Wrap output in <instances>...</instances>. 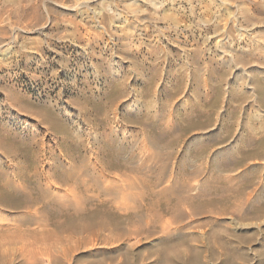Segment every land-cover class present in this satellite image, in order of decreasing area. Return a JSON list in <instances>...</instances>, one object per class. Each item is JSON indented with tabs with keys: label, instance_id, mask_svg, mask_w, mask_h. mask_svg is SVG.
Masks as SVG:
<instances>
[{
	"label": "rangeland",
	"instance_id": "rangeland-1",
	"mask_svg": "<svg viewBox=\"0 0 264 264\" xmlns=\"http://www.w3.org/2000/svg\"><path fill=\"white\" fill-rule=\"evenodd\" d=\"M244 124L264 133V0H0V171L36 154L50 170L52 153L69 171V131L160 163L137 211L62 184L30 210L0 187V264H264V159L238 158ZM176 178L206 187L180 222L161 193Z\"/></svg>",
	"mask_w": 264,
	"mask_h": 264
},
{
	"label": "bare ground",
	"instance_id": "bare-ground-1",
	"mask_svg": "<svg viewBox=\"0 0 264 264\" xmlns=\"http://www.w3.org/2000/svg\"><path fill=\"white\" fill-rule=\"evenodd\" d=\"M252 88V87H251ZM250 88V89H251ZM249 89V88H248ZM254 89V88H253ZM254 97V96H253ZM109 118V117H108ZM107 119V117H106ZM108 120V119H107ZM141 120V119H140ZM144 122V121H143ZM141 123V122H140ZM151 124V123H150ZM145 125V124H144ZM245 125V124H244ZM146 126V125H145ZM78 131V130H77ZM76 131V132H77ZM69 131V135L67 134L65 136V141H70L73 142L75 145V149L77 150V155L75 156H71V160L73 163H71V169L69 168V171L64 170V163L61 159V157L55 155L54 153H52V160H54V164L51 167L50 170H45V169H40V165H41V160L38 156V154H36L33 159H32V163L28 164L27 166H25V168H20L16 171H14L12 174V177L7 176L8 174H6L7 171L1 170L0 171V182L1 185L0 187L2 188V190L4 191L5 194H8L10 197H13L15 195L19 196L21 198V201L24 205V207L26 209H33V205H36V203H41L42 202H47L51 200V188L52 187H56L58 186V184H62V185H71V188L73 190L76 189V191H78V193H88V192H92V193H98L100 200L98 203L100 204H104L107 202L108 197L112 198L114 197L115 199L121 198L123 199L125 202H136L138 199V189L140 188V182H139V178L140 175H144V174H154L156 173V166L155 164H157V160H154L155 155L151 154H147L148 156H145L146 158L142 159V157L140 156L141 154H139V156L141 157V159L137 158V153L132 150V149H128L127 152V147H125V145L119 140L118 142L115 139H107L103 141V144L101 146L102 150H99V154L98 156L95 155L96 152L93 148H89L87 149V145L86 144H80L77 142V140L74 138L75 135L71 134L70 135ZM114 134L117 135V133L115 132ZM101 136V134H99ZM105 135V134H104ZM115 135V136H116ZM95 136V135H94ZM114 136V135H113ZM128 136V135H127ZM255 136V135H254ZM253 136V132L250 129L249 126L245 125L244 126V132L242 134H240V136L237 139V147L239 150V156L238 154L236 155V157L238 156V158L243 157L245 159H248L249 157H251L252 155H256V158H262L264 159V150L263 149H259L258 147H262V140H264V133H262L261 137H254ZM97 137V136H96ZM117 137V136H116ZM69 138V139H68ZM103 138V137H102ZM198 138V137H197ZM119 139V138H118ZM215 139V138H214ZM218 139V138H217ZM198 140V139H197ZM36 141V140H35ZM98 141H101L98 140ZM97 141V142H98ZM235 141V139H234ZM213 142V141H212ZM88 143V142H87ZM100 144V143H99ZM165 144V143H164ZM86 145V146H85ZM94 145V144H93ZM235 145V146H236ZM99 146V145H98ZM99 148V147H98ZM147 149V148H146ZM144 151V149H140L141 151ZM149 150V149H148ZM20 151V150H19ZM43 151V152H42ZM147 151V150H146ZM151 151V150H150ZM149 151V152H150ZM236 151V149H235ZM36 152V151H35ZM139 152V153H140ZM152 152V151H151ZM232 152V151H231ZM234 152V151H233ZM237 152V151H236ZM40 153L42 155H44V150L42 149L40 151ZM155 153V152H154ZM220 153V152H219ZM218 154V153H217ZM232 154V153H231ZM61 156H64L63 153L60 154ZM216 155V154H215ZM233 156V155H232ZM157 157V156H156ZM215 163L217 166V170L219 172H222L224 170V168L226 169L227 167H229L230 163H225L223 164V159L221 158V156L216 155L215 156ZM223 157V155H222ZM234 156V158H236ZM255 158V157H254ZM4 159V158H3ZM9 159V158H8ZM156 159V158H155ZM162 159V158H161ZM232 159V158H230ZM20 160V159H18ZM214 160V159H213ZM228 160V159H227ZM237 160V159H235ZM250 160V159H249ZM252 160V159H251ZM23 161V160H20ZM157 161V162H156ZM156 162V163H155ZM164 162V161H162ZM188 162V161H187ZM235 163V162H234ZM23 164V163H22ZM158 164H160L158 162ZM157 164V165H158ZM162 164V163H161ZM174 164V163H173ZM172 164V165H173ZM189 164V162H188ZM263 164V162H262ZM52 165V164H51ZM185 165V164H184ZM215 165V164H214ZM235 165V164H232ZM237 165V164H236ZM179 166V165H178ZM260 166V165H259ZM158 167V166H157ZM194 167V166H193ZM232 167V166H231ZM230 167V168H231ZM251 167V166H249ZM255 167V165H254ZM171 168V162L170 164L167 162L166 165H162L160 171L163 170H170ZM223 168V169H221ZM229 168V170H230ZM236 168V167H235ZM172 169V168H171ZM198 170V168H196ZM228 169V168H227ZM233 169V168H232ZM112 170H115V172L113 173L114 176H110V173ZM196 170V172H197ZM262 170V169H261ZM159 171V169L157 170V172ZM175 171V170H174ZM193 171V170H192ZM231 171V170H230ZM247 171V170H245ZM250 173H252V169H249ZM191 172V171H190ZM199 172V171H198ZM223 172H226V170H224ZM164 173V172H163ZM177 173V172H176ZM192 173V172H191ZM243 173V172H242ZM245 173V172H244ZM165 174V173H164ZM163 174V175H164ZM169 174V173H167ZM174 174V172H173ZM184 174V173H182ZM181 174V175H182ZM194 174V172H193ZM112 175V174H111ZM162 174L159 173V176H161ZM170 175V174H169ZM168 175V176H169ZM190 175L189 173H185L182 176H187ZM197 175V173H196ZM220 175H222L220 173ZM250 175V174H249ZM255 175V174H254ZM253 175V176H254ZM150 176V175H149ZM148 176V177H149ZM152 176V175H151ZM165 176V175H164ZM163 176V177H164ZM167 176V177H168ZM177 176V175H176ZM191 176V175H190ZM199 176V174H198ZM153 177V176H152ZM167 177H165L167 179ZM171 177H173L171 175ZM192 177H196L195 175ZM201 177V176H200ZM241 177V176H240ZM53 178V179H52ZM113 178V179H112ZM184 178V177H183ZM165 179V180H166ZM45 180V181H44ZM157 180V179H156ZM164 180V179H163ZM164 180V181H165ZM172 180V179H171ZM191 180V179H190ZM190 180H186L184 182H180L179 178L173 179V182L171 184V186L164 188L163 191H161V193L164 195H166L167 199L164 202V207L163 209L166 212L171 213L173 216V218H175V221L180 222L181 219L183 220L184 217V211L185 210H181V206H185L186 204L190 203L192 200L197 199L198 197H200L199 195L202 194L203 192H205L203 190V192H199V194H197L196 192L191 194V192L197 191L200 188L201 189H205L206 187H201L198 186L196 184H192L190 183ZM240 180H242L240 178ZM239 180V181H240ZM244 180V179H243ZM252 178L247 177V180H245L247 183H249V185H247L245 188H250L253 184H252ZM263 180V179H262ZM151 181V180H150ZM158 181V180H157ZM156 181V182H157ZM161 181V180H160ZM182 181V180H181ZM192 181V180H191ZM198 181V180H197ZM227 181V180H226ZM154 182V181H153ZM199 182V181H198ZM243 182V181H241ZM260 182V181H259ZM159 183V181H158ZM196 183V182H194ZM205 183V182H204ZM207 185L209 182H206ZM213 183V182H212ZM156 184V183H155ZM160 184V183H159ZM216 184V183H215ZM229 184V183H228ZM239 184V182H238ZM257 184V183H255ZM144 185V184H143ZM162 185V184H161ZM195 185V186H194ZM212 185V184H210ZM217 185V184H216ZM232 185V184H231ZM214 186V185H213ZM212 186V187H213ZM219 186V185H218ZM217 186V187H218ZM239 186V185H238ZM256 186V185H255ZM215 187V188H217ZM233 187V186H232ZM253 187V186H252ZM238 188V187H237ZM147 189L149 190V192H147ZM208 189H210V187L208 186ZM225 189V188H224ZM252 189V188H250ZM254 189H256V187L253 188V190H248L249 192H245L246 193V198L249 199L252 197V195L254 194ZM70 190V189H68ZM221 190V189H220ZM235 190V189H234ZM67 191V189H66ZM74 191V190H73ZM208 191V190H207ZM246 191V190H245ZM75 192V191H74ZM256 192V191H255ZM55 193V192H54ZM53 193V194H54ZM76 193V192H75ZM151 194L153 195L154 190L153 187L151 186L150 188L146 187V194ZM71 194V192H70ZM157 194V193H154ZM220 194V193H219ZM218 194V195H219ZM74 195V194H73ZM71 194V196H73ZM150 195V196H151ZM164 195V196H165ZM221 195V194H220ZM223 195V194H222ZM55 196V195H54ZM149 196V197H150ZM154 196V195H153ZM160 196V195H159ZM162 196V195H161ZM160 196V197H161ZM204 196V193H203ZM208 196V195H207ZM202 197V196H201ZM209 197V196H208ZM223 198V196H221ZM220 197V198H221ZM238 197V196H237ZM61 198V197H60ZM86 198V197H85ZM152 198V197H151ZM203 198V197H202ZM201 198V199H202ZM54 199V198H53ZM74 199V198H73ZM81 199V198H80ZM92 199L91 196H88L86 198V200H90ZM159 199V198H158ZM212 199V198H211ZM210 199V200H211ZM246 199V200H247ZM84 200V199H82ZM144 200V199H143ZM243 200V199H242ZM53 201V200H52ZM151 201V200H150ZM157 201V200H156ZM160 201V200H159ZM196 201V200H195ZM54 202V201H53ZM57 202V201H56ZM79 202V201H78ZM86 202V201H84ZM82 201V204L84 203ZM112 202H116V200L112 201ZM124 202V203H125ZM152 202H155V200H153ZM199 202V201H198ZM81 203V202H80ZM118 203V202H117ZM150 203V202H149ZM160 203V202H159ZM194 203V202H192ZM50 204V203H49ZM110 204V203H109ZM108 204V205H109ZM127 204V203H125ZM185 204V205H184ZM81 205V204H80ZM142 205V203H141ZM149 205V204H148ZM152 205V203H151ZM154 206V205H153ZM152 206V207H153ZM191 206V205H190ZM189 206V207H190ZM194 206V205H193ZM238 206V205H237ZM140 205L137 204V202L135 203V206L131 205L128 206L129 210H136L137 208L139 210ZM142 207V206H141ZM151 207V206H150ZM192 207V206H191ZM146 208V207H145ZM187 208V207H186ZM79 209V208H78ZM144 209V208H143ZM31 210V209H30ZM29 210V212H30ZM80 211V210H79ZM128 211V210H127ZM142 211V210H141ZM152 211V210H151ZM193 212V210H192ZM199 212V211H198ZM135 213V212H134ZM194 213V212H193ZM196 215L200 214L197 213V211L195 212ZM194 213V214H195ZM137 214V212H136ZM140 214V213H138ZM137 214V216H138ZM131 215V214H130ZM132 215L134 216V214L132 213ZM142 215V213H141ZM159 215V214H158ZM136 216V215H135ZM136 216V217H137ZM146 216V215H144ZM157 216V215H156ZM193 216V215H192ZM142 217V216H140ZM141 219V218H139ZM160 219V218H159ZM180 220V221H179ZM142 221V220H140ZM143 222V221H142ZM177 222V223H178ZM103 224V223H102ZM179 224V223H178ZM176 224V225H178ZM86 225V224H85ZM84 225V226H85ZM180 225V224H179ZM178 225V226H179ZM83 226V227H84ZM93 224H88L85 226L86 229H94ZM143 227V226H141ZM155 227V226H154ZM153 227V228H154ZM184 228V227H183ZM187 228V227H186ZM184 228V229H186ZM90 229V230H91ZM140 229V228H139ZM165 229V228H164ZM183 229V230H184ZM129 230V229H128ZM143 230V229H142ZM177 230V229H176ZM92 231V230H91ZM131 231V230H130ZM186 232V231H185ZM103 239V238H102ZM106 239V238H105ZM104 239V240H105ZM107 241V239H106Z\"/></svg>",
	"mask_w": 264,
	"mask_h": 264
}]
</instances>
